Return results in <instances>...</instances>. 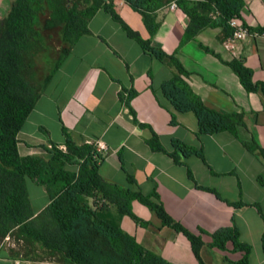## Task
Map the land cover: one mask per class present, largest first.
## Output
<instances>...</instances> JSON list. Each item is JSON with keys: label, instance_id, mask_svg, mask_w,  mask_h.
Instances as JSON below:
<instances>
[{"label": "crops", "instance_id": "obj_1", "mask_svg": "<svg viewBox=\"0 0 264 264\" xmlns=\"http://www.w3.org/2000/svg\"><path fill=\"white\" fill-rule=\"evenodd\" d=\"M244 3L241 22L262 33L264 0ZM11 5L12 0H0V22ZM114 10L133 32L151 39L152 46L168 57L158 60L147 55L111 14L99 10L89 23L91 33L75 43L25 122L19 134L20 154L44 156L53 143L64 147V129L78 145L103 142L107 149L100 175L145 196L155 192L175 222L202 237L204 264H226L224 257L243 258L232 243L225 252L211 246V235L232 226L240 230L241 242L252 248L250 264H264V186L258 181L264 176V160L231 133L198 135L195 114L177 111L162 91V85L177 74L169 58L175 56L186 71L183 79L203 103L222 114H242L247 129H241L240 135L264 148V93L248 92L229 66L242 60L252 72L253 84H264V36L232 42L221 28H207L182 45L189 18L180 8L167 5L158 10L160 27L153 37L142 16L127 3L114 2ZM132 92L136 93L130 102L136 120L125 103ZM173 116L177 124H172ZM154 133L168 153L174 152L172 141L177 139L203 148L205 161L182 156L184 165H177L167 153L148 145ZM27 187L37 216L50 198L44 187L30 179ZM132 210L147 225L129 216L121 217L120 225L142 247L170 264H200L183 233L164 225L139 201L132 203ZM0 264L59 263L21 259L0 249Z\"/></svg>", "mask_w": 264, "mask_h": 264}, {"label": "trees", "instance_id": "obj_2", "mask_svg": "<svg viewBox=\"0 0 264 264\" xmlns=\"http://www.w3.org/2000/svg\"><path fill=\"white\" fill-rule=\"evenodd\" d=\"M114 2L12 0L8 14L0 22V240L15 233L29 244H39L59 264H170L142 247L120 225L123 216L147 225L133 213L132 203L139 201L154 211L164 225L183 233L190 240L200 264H204L200 254L204 245L202 237L175 222L155 192L145 196L141 191L106 181L100 175L106 155L94 144L78 145L64 129V147L53 143L51 149L44 148V156L20 154L19 134L25 122L75 43L91 33L89 23L99 10L111 14L147 55L158 60L168 57L152 46L151 39L144 40L125 24L114 10ZM173 2L189 18L182 45L207 28H221L225 37H232L229 22L241 19L245 6L244 0H126L142 16L150 37L160 27L158 10ZM53 30H60V53L53 67L41 74L38 61L48 49L46 33ZM260 31L264 32V27ZM169 58L177 74L162 85L163 94L177 111L195 114L198 135L231 133L264 160V148L255 139L244 140L240 135L241 129H247L244 116L222 114L207 107L183 79L186 75L183 66L175 56ZM229 66L248 92L261 90L264 93V84H253L252 72L242 60H235ZM135 95V92L130 93L125 103L136 120L130 105ZM172 124H177L175 116ZM148 145L155 152L167 153L177 165H184L182 156H196L205 161L203 148L177 139L172 141V153L161 146L155 133ZM188 175L194 180L190 170ZM28 179L44 187L50 198L49 205L37 216L28 192ZM258 181L264 186V176ZM130 183L135 184L134 179L131 178ZM200 188L217 194L213 189ZM211 238L214 248L225 252L232 243L234 251L244 253L239 261L224 257L226 264H250L252 248L241 242L236 226L219 229Z\"/></svg>", "mask_w": 264, "mask_h": 264}, {"label": "rangeland", "instance_id": "obj_3", "mask_svg": "<svg viewBox=\"0 0 264 264\" xmlns=\"http://www.w3.org/2000/svg\"><path fill=\"white\" fill-rule=\"evenodd\" d=\"M46 42L48 49L42 54L38 61V69L41 70V74H45L50 68L53 67L57 57L60 53L61 38L60 30H53L46 33ZM29 184L30 192L33 194V186ZM39 200L36 204H41ZM0 249H7L14 256L26 259V260H36L42 263H57V259L47 255L39 244L27 243L18 237L15 233L9 237L0 240Z\"/></svg>", "mask_w": 264, "mask_h": 264}, {"label": "built area", "instance_id": "obj_4", "mask_svg": "<svg viewBox=\"0 0 264 264\" xmlns=\"http://www.w3.org/2000/svg\"><path fill=\"white\" fill-rule=\"evenodd\" d=\"M115 3L124 4L126 3V0H115ZM172 10H175L178 8L177 4L175 2L168 5ZM231 28L233 29V36L231 37L232 42L236 41H244L248 37H258V36H264V33H257L253 32L250 28L246 27L242 22L241 19L234 18L229 22ZM95 147L99 152L106 151L107 147L103 142H97L94 143Z\"/></svg>", "mask_w": 264, "mask_h": 264}]
</instances>
